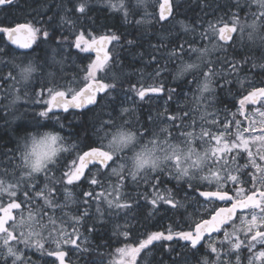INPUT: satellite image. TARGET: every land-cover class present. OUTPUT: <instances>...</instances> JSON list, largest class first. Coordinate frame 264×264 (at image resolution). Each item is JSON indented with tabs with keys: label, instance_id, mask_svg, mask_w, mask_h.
<instances>
[{
	"label": "snow or ice",
	"instance_id": "snow-or-ice-1",
	"mask_svg": "<svg viewBox=\"0 0 264 264\" xmlns=\"http://www.w3.org/2000/svg\"><path fill=\"white\" fill-rule=\"evenodd\" d=\"M16 2L0 0V9ZM156 2L158 12L148 11L150 0H54L23 22L0 24V81L10 85L0 104L37 127L3 153L0 264H38L37 254L39 264H79L77 253L86 264H103L87 259L95 251L89 237L109 223L110 239L123 246L108 264H147L154 252L168 258L157 264H243L245 251L246 264H264V0L217 5L225 16L206 28L199 18L178 19V0ZM97 4L120 18L123 32L77 27L94 22ZM197 6L210 7L205 0ZM122 52L132 61L125 64ZM137 60L143 67L133 83L123 69ZM69 61L78 69L70 80ZM147 68L153 83L143 85ZM115 69L127 77V91ZM221 95L236 109H223L222 119ZM21 101L36 107L21 112ZM145 104L146 116L139 111ZM100 112L108 119H96ZM63 113L72 120L62 122ZM42 120L69 128L68 135L37 138ZM140 208L179 215L183 226L141 238L130 225Z\"/></svg>",
	"mask_w": 264,
	"mask_h": 264
},
{
	"label": "trees",
	"instance_id": "trees-1",
	"mask_svg": "<svg viewBox=\"0 0 264 264\" xmlns=\"http://www.w3.org/2000/svg\"><path fill=\"white\" fill-rule=\"evenodd\" d=\"M54 0H17L16 4L14 6H11L9 8H4L0 9V24L3 25H8V24H14V22H23L25 18H31L32 16H35L37 14V11L43 12L44 9L42 7L43 4L48 3L51 4L53 3ZM199 0H186L185 5L182 9V18L185 19V21H192L195 22L197 18H199L200 23L202 28H206L207 21H209V15H212V13H222L225 15V12L223 11V7L217 8V5L219 3H212L209 2V0H205V2L210 5V7L204 8L202 11L200 7L197 6ZM214 7V8H213ZM36 11H33V10ZM47 14H51L50 12ZM91 17L92 21L94 22H89L88 20H81L78 22L77 27L80 30H84L87 28L89 32L93 35H100L109 29L112 31H118V32H123L124 27L121 25L120 18L118 16H112L106 8L103 7V5H94L93 10L91 12ZM204 23V24H203ZM203 24V25H202ZM129 38H132L129 36ZM6 39V38H5ZM154 41V40H153ZM147 47V45H145ZM249 48L252 49L253 53L256 55H259V49L256 48L255 46L249 45ZM73 52H76L75 49H72ZM143 51V49H141ZM81 55H86V54H81ZM37 56L38 57H43V51L42 50H37ZM32 59L36 60V63L42 64L43 60L42 59H36L33 57ZM121 59L124 61L125 64H128L130 61H132V57L128 56L127 53L122 52L121 53ZM145 60H147V56H145ZM143 65L137 60L134 63L131 64L130 67L123 69L124 72L129 73L131 76V81L133 83L137 82L140 80V77L138 74H135V69H140L142 68ZM49 69H45L47 71ZM117 71V74L121 77L123 80V87L125 91H127L129 87V83L127 80V77H124L120 69H115ZM65 71L68 73V75L65 77V79L70 80L71 75L74 72H78V69L72 64L71 61H69L67 68ZM145 75L143 77L142 84L143 85H150L153 83L151 79L147 80V73L151 72V68H147L144 70ZM60 72L57 69V79L59 83H63L64 80L60 79ZM41 77V72L39 73V78L34 81L35 83H39ZM2 82V81H1ZM3 84V83H2ZM0 85L3 88H6L8 85ZM138 86H140L138 84ZM39 89L38 87L36 88ZM3 93V92H2ZM2 93H0V97L2 96ZM124 97L122 96L121 99ZM138 99V98H136ZM231 99L232 97L230 96H224L221 95V100L223 103L218 104L217 107H221L222 109H229L230 112L235 109L232 107L231 104ZM3 107V105H2ZM0 106V117H7L6 115L7 112H3V109ZM155 108L159 111V106H155ZM154 109V108H153ZM251 109H249L250 111ZM144 116L147 115V112L149 111V106L147 104L144 105L142 109H140ZM223 111V110H222ZM224 112V111H223ZM229 112V113H230ZM154 113V112H153ZM155 114V113H154ZM224 114V113H223ZM31 115H29L30 117ZM108 119V116L106 115L105 112H100L99 116L96 117V119ZM72 120L71 115L68 113H63V120L62 122H67ZM8 119H0V160L4 161L3 164H0V170L3 168L9 167L8 165V157L4 156L3 153L8 152L10 149H14L15 145L17 143V140L20 136L25 135L26 133L29 132H36L37 127L32 123L30 119H24L21 122L10 124L7 123ZM75 124V122H74ZM44 130H51L55 132H60L61 135H68L69 133V128L65 127L64 129H60V126L56 124L55 121H49V120H42L41 125L39 126V132L44 131ZM11 155V153H9ZM18 156V153H17ZM18 174V173H17ZM59 175V173H57ZM84 188H87L88 185L85 183L82 185ZM171 187L172 185H168ZM78 197L80 198V193L77 192ZM191 211V209H189ZM147 210L145 208H140L136 213H135V219L130 220V225L134 221L132 225L134 227L132 228V232L134 235H139L141 238L144 232L148 231H154V230H160L164 231L166 230L169 226H171L173 229H177V222H180V226H183V223L181 221V218L179 215H176L171 212H161L160 215H155V216H148L146 214ZM116 222L119 224L123 225L125 223L124 219H118ZM87 227V225L85 226ZM82 231H85L84 228H82ZM87 234V233H85ZM112 236V224L109 223L107 230L101 231L99 233H96L92 236H90V240L92 241V246L95 248V251L91 252L90 256L87 258L89 260L98 258L99 261L101 260L103 264H108V260L110 259V254L114 249L117 247L123 246L122 243L119 242L116 238H111ZM123 240V238H120ZM132 237H129V240H131ZM96 245H99L98 248H96ZM106 245V246H105ZM144 254V253H143ZM163 258L166 262L168 260L167 256H165L163 253L157 254L156 252L150 254L148 256V264H157V261ZM32 259L35 261H38L39 264V255H33ZM81 261L86 262V258H83L80 256L79 258ZM106 262V263H105Z\"/></svg>",
	"mask_w": 264,
	"mask_h": 264
},
{
	"label": "rangeland",
	"instance_id": "rangeland-1",
	"mask_svg": "<svg viewBox=\"0 0 264 264\" xmlns=\"http://www.w3.org/2000/svg\"><path fill=\"white\" fill-rule=\"evenodd\" d=\"M129 2L130 3H132L133 2V0H129ZM185 2H186V0H178V3L180 4V8H179V10H178V12H179V15L181 16V17H179L178 19H180V20H184L185 21V19L184 18H182V9H183V7H184V5H185ZM226 3H228V0H226V1H223V2H221V3H219L218 5H224V4H226ZM214 8V7H213ZM157 9H158V3L156 2V0H150V3H149V6H148V11L149 12H158L157 11ZM223 11L224 12H226V9H223ZM233 11H235V9H233ZM217 17H216V19L217 18H219V17H221V16H225V15H223L222 13H217ZM244 15H247V13H245ZM226 18V17H225ZM137 19H139V17H137ZM251 19V17H249V20ZM209 21H212L213 23H215L214 22V20H212V19H210L209 18ZM187 22V21H186ZM204 24V23H203ZM202 24V25H203ZM206 27H207V25H206ZM176 28L178 29L179 28V25H176ZM173 31H175V29L173 30ZM153 43H155V40L153 41ZM201 43H203V42H201V41H199V40H197L196 41V45L195 46H199ZM247 43V42H246ZM76 51H78V50H76ZM190 58H194V54H191V56L190 57H185V59H190ZM22 59H25V62H26V59L27 58H22ZM94 59V58H93ZM39 71L37 72V73H35L34 74V76L36 77V79H37V77L39 78ZM189 79H190V77H189ZM147 80H149V77L147 76ZM3 82H1L0 81V85L2 84ZM3 85V84H2ZM9 87H10V85H8L6 88H3L2 90H0V93H2V96L0 97V100H3V98H4V96H5V94L8 92V89H9ZM37 91H39V89H37ZM7 101H4V103H6ZM20 104L22 105V107H20V111L21 112H23L24 111V108H28V107H36V106H30V105H28V104H25L23 101H21L20 102ZM0 106L2 107V104H0ZM126 106H128V105H126ZM149 106V105H148ZM155 106H159L158 104H153L152 106H151V109H152V111L155 113V112H157L158 110L155 108ZM154 108V109H153ZM217 108H219L220 110H221V114H220V118L222 119L223 118V116H224V112L222 111L223 109L221 108V107H217ZM2 109H3V107H2ZM236 109H233L231 112H234ZM7 112V116H8V122L7 123H10V124H16V123H18V122H21V121H23L24 119H13L12 118V116H11V112L13 111V110H11V109H7V108H4L3 109V112ZM251 111V110H250ZM230 112V113H231ZM224 113V114H223ZM230 113H228L229 115H230ZM34 113H32V112H29L28 113V116L29 115H33ZM33 132V131H32ZM32 132H29V133H32ZM35 132V131H34ZM41 132H43V131H41ZM128 155H131V153L130 152H128L127 153ZM8 168V167H7ZM77 192H79V190H77V189H73V193H74V196L77 198V200H79V197H78V194H77ZM76 207L77 206H71L70 207V211H72L73 213L75 212V209H76ZM134 223V221L132 222V224ZM124 224V223H123ZM131 224V225H132ZM81 231H82V229H81ZM154 231H157V230H154ZM160 231V230H159ZM165 231V230H164ZM122 238V237H121ZM90 239V238H89ZM183 243V242H182ZM122 247V246H121ZM118 248V247H117ZM115 251V249L112 251V253ZM144 254L143 253H141V256H143ZM246 256H247V252L245 251V252H242L241 253V261L243 262V264H246ZM73 258H76V259H78V260H80L79 258H80V254L79 253H77ZM84 258V257H83ZM95 260H97V261H99V259L98 258H94ZM81 260H83V259H81ZM80 260V261H81ZM235 260V257H233V261ZM101 261V260H100ZM106 263V262H105ZM80 264H86V262L84 261V263H83V261H81L80 262ZM147 264H148V260H147Z\"/></svg>",
	"mask_w": 264,
	"mask_h": 264
},
{
	"label": "flooded vegetation",
	"instance_id": "flooded-vegetation-1",
	"mask_svg": "<svg viewBox=\"0 0 264 264\" xmlns=\"http://www.w3.org/2000/svg\"><path fill=\"white\" fill-rule=\"evenodd\" d=\"M223 1H226V0H209V2H212V3H221V2H223ZM157 11H158V9H157ZM218 15H217V13H212V15H209V18L210 19H212V20H214V22H216V17H217ZM179 17H181L180 15H178V18ZM73 259H76V258H73ZM76 260H78V259H76ZM78 262H79V264H80V260H78Z\"/></svg>",
	"mask_w": 264,
	"mask_h": 264
},
{
	"label": "clouds",
	"instance_id": "clouds-1",
	"mask_svg": "<svg viewBox=\"0 0 264 264\" xmlns=\"http://www.w3.org/2000/svg\"><path fill=\"white\" fill-rule=\"evenodd\" d=\"M48 131H51V130H44L43 132H48ZM43 132H39V133L37 134V138H39V135L42 134Z\"/></svg>",
	"mask_w": 264,
	"mask_h": 264
},
{
	"label": "water",
	"instance_id": "water-1",
	"mask_svg": "<svg viewBox=\"0 0 264 264\" xmlns=\"http://www.w3.org/2000/svg\"><path fill=\"white\" fill-rule=\"evenodd\" d=\"M6 38V37H5ZM109 47H111V46H109ZM21 51H24V50H21ZM93 57L95 58V54L93 53ZM149 95H152L151 93H149ZM77 111H79V110H77Z\"/></svg>",
	"mask_w": 264,
	"mask_h": 264
}]
</instances>
